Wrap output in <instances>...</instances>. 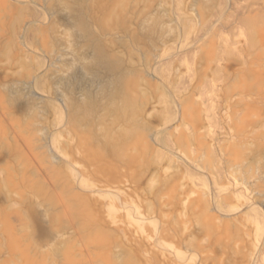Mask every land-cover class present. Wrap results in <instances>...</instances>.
<instances>
[{
    "label": "rangeland",
    "instance_id": "obj_1",
    "mask_svg": "<svg viewBox=\"0 0 264 264\" xmlns=\"http://www.w3.org/2000/svg\"><path fill=\"white\" fill-rule=\"evenodd\" d=\"M0 264H264V0H0Z\"/></svg>",
    "mask_w": 264,
    "mask_h": 264
},
{
    "label": "bare ground",
    "instance_id": "obj_2",
    "mask_svg": "<svg viewBox=\"0 0 264 264\" xmlns=\"http://www.w3.org/2000/svg\"><path fill=\"white\" fill-rule=\"evenodd\" d=\"M98 51V50H97ZM106 57V56H105ZM103 58V57H102ZM107 58V57H106ZM104 62V61H103ZM110 68V67H109ZM106 69V68H105Z\"/></svg>",
    "mask_w": 264,
    "mask_h": 264
}]
</instances>
